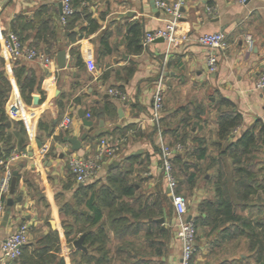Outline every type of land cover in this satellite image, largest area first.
Masks as SVG:
<instances>
[{
    "label": "crops",
    "instance_id": "1",
    "mask_svg": "<svg viewBox=\"0 0 264 264\" xmlns=\"http://www.w3.org/2000/svg\"><path fill=\"white\" fill-rule=\"evenodd\" d=\"M73 3L76 14L68 25L60 21L62 0H10L0 11V57L4 61V76L10 84L16 82L15 61L8 59L4 42L13 28L23 38L24 45L34 46L38 51L45 50L46 39L53 59L48 67L37 60H16L41 80L46 98L40 103V95L35 93L33 103L26 104L27 120H15L23 122L28 145L11 164L17 184L14 194L9 192L7 197L14 205L8 207L6 203L0 213V264H6L2 243L22 223H29L31 232L20 264L37 259L51 232L57 233L56 247L60 248L52 264L59 257L65 264L80 261V251H87L74 247L79 237L68 241L60 210L74 201L77 188L82 186L72 176L71 160L93 157L103 138L123 142L117 156L104 159L102 168L89 183L103 182L109 171L132 166L133 177L144 179L138 187L140 191L163 197L166 215L163 223L172 231L167 252L153 257L151 264H180L179 219L162 170L161 139L164 144L173 145L174 137L168 130L178 124L181 114L177 111L181 107L192 102L207 106L218 96L233 102L242 114L243 123L237 136L256 120L264 123V90L255 86L264 70V0H250L245 5L236 0H189L176 25L174 43L155 41L143 45L139 53L127 49V32L131 26L138 25L143 44L147 32L166 26L167 16L156 6V0H73ZM207 7L213 11L209 13ZM46 21L53 34L48 31L44 39L36 38L39 26ZM94 25L97 28L92 31ZM216 32L226 35L228 45L217 51L216 70L211 72L207 65L210 49L199 43V37ZM247 35L254 41L252 52L247 49ZM102 38L111 48V52L104 55L101 54ZM60 51L65 52L66 67H61L57 59ZM79 59L81 64L77 65ZM159 83L164 88L166 103L161 117L167 130L165 134L150 121L153 95ZM111 90L122 93L124 98L111 94ZM7 102L5 111L11 119ZM80 110L93 122L91 131L84 125ZM208 110L207 122L201 123L202 128L194 136L204 137L209 143V129L213 130V138L217 135V112L213 108ZM97 112L102 113L101 117H87ZM66 116L71 117L72 123L62 129L60 124ZM15 130L12 126L9 133ZM86 133L81 149L72 151L66 138H80ZM45 144L49 149L43 154L41 148ZM211 154L215 156L216 152ZM208 163L202 162L204 174L185 196V220L188 217L206 219L207 209L215 201L216 168H208ZM19 197L22 201L17 200ZM237 212L248 214V210L240 208ZM221 230L200 224L191 264H246V240H229ZM50 253L52 250L48 251Z\"/></svg>",
    "mask_w": 264,
    "mask_h": 264
},
{
    "label": "trees",
    "instance_id": "2",
    "mask_svg": "<svg viewBox=\"0 0 264 264\" xmlns=\"http://www.w3.org/2000/svg\"><path fill=\"white\" fill-rule=\"evenodd\" d=\"M72 5L75 8L73 0ZM75 14L67 19L66 25ZM96 28L94 25L91 30ZM12 31L24 45L16 29ZM48 31L51 34L54 32L46 21L39 26L36 38L44 39ZM126 39L129 51H142V31L138 25L128 29ZM44 40L46 48L43 52L51 55V45ZM101 48L103 55L111 52L105 38L101 39ZM17 62L14 75L22 100L31 105L34 94L38 93L39 102L43 103L46 94L41 89V80L31 69ZM3 64L0 57V155L8 158L15 150H26L28 137L23 122L11 120L6 114L5 104L11 84L4 76ZM80 64L79 59L77 65ZM59 106H63L62 102ZM209 108L217 112V138L212 144L217 151L215 156L209 151L211 144L204 137L194 136L202 128L201 123L207 122ZM106 110L108 112V106ZM177 113L181 114L178 124L168 130L174 137L173 145L180 142L184 147L171 159L177 180L176 193L185 197L196 186L204 174L202 162L209 161L208 168H216L215 201L207 209L206 219L193 220L196 231L200 224L209 225L212 230L222 229L224 237L229 240L244 238L245 263L264 264V123L256 120L237 136L236 132L243 123L242 114L233 102L222 96L207 106L198 102L189 103ZM89 115L101 117L102 113ZM163 122L161 118L155 128L165 134L167 130ZM12 126L16 130L9 133ZM133 173L132 166L111 170L105 181L78 187L74 201L61 208L68 241L85 234L83 245L87 252L80 251V261H73V264H151L153 257L164 256L167 252L172 231L165 223L158 222V219L166 218L163 197L141 192L138 187L144 179L133 177ZM72 176L74 178L73 173ZM203 206L206 208V203ZM239 208L248 210V214H239ZM58 242L57 233L51 232L43 243L42 251L36 255L37 259L29 264H52L51 260L55 261L60 251L56 247ZM49 250L52 253L48 254ZM55 264L65 263L59 257Z\"/></svg>",
    "mask_w": 264,
    "mask_h": 264
},
{
    "label": "built area",
    "instance_id": "3",
    "mask_svg": "<svg viewBox=\"0 0 264 264\" xmlns=\"http://www.w3.org/2000/svg\"><path fill=\"white\" fill-rule=\"evenodd\" d=\"M189 0H156V6L164 12L167 16V23L164 28L149 31L144 36L143 45L155 42L158 39H163L172 44L175 41L176 25L181 18L182 8ZM240 4H247L250 0H236ZM207 11L211 13L213 9L207 7ZM75 12L72 5V0H62V14L60 21L63 25L67 23V19ZM199 43L210 49V55L207 61L208 68L211 72L216 70L218 56L217 51L223 50L227 47V38L223 32H216L212 34H204L199 37ZM247 49L249 52L253 51L254 41L250 35L246 37ZM4 49L6 55L11 62L19 59H26L29 61L37 60L45 67L51 65L53 59L50 55L38 51L27 45H23L19 37L13 33H7L4 42ZM259 90H264V70L260 73L255 84ZM111 94L123 97L122 93L118 91H110ZM8 114L13 120L26 121L28 118V108L21 98L18 86L15 81H11V97L7 102ZM164 112V88L159 83L153 95V112L150 121L154 126L159 125L160 119ZM90 118V115H87ZM72 123V119L66 116L62 119L60 127L67 129ZM121 142H112L107 138H103L97 144V149L93 157L83 158L75 157L70 162L71 171L74 175L75 181L78 184H88L92 178L102 168L103 161L106 158H115L120 151ZM49 149L45 144L41 148V153H46ZM183 145L178 142L174 145L164 144L161 139L162 151V170L165 180L168 185L169 193L171 195L173 205L178 216L179 222L177 227V238L181 242L182 252L180 264H191L194 254L196 252V236L197 231L193 220H185L184 215L187 213V205L185 197L176 193L177 180L173 172L171 159L176 153L182 152ZM21 153L13 151L8 158H3L0 155V213L4 210L7 197L10 192L11 181L13 178V171L11 164L19 159ZM31 226L29 223H22L16 231L10 234L2 243V254L6 264H18L22 251L29 243Z\"/></svg>",
    "mask_w": 264,
    "mask_h": 264
},
{
    "label": "water",
    "instance_id": "4",
    "mask_svg": "<svg viewBox=\"0 0 264 264\" xmlns=\"http://www.w3.org/2000/svg\"><path fill=\"white\" fill-rule=\"evenodd\" d=\"M10 0H1L0 1V11L7 5V3ZM60 7V13L62 14V5H59ZM157 41H164L163 39H158ZM57 59L61 65V67H66L65 65V52L60 51L58 53ZM122 111H119V114L121 116ZM80 117L83 119L84 125L89 127L90 131L93 128V122L89 119L86 118V113L83 110L79 111ZM104 122H100V126L103 127ZM87 138V133L82 135L80 138L77 137H67L66 141L71 144V150L72 151H78L82 147V141H84ZM92 140H95V137H92ZM17 180H16V173H14V177L12 178L11 181V187H10V194H14L15 188H16ZM18 201H22V197L17 198ZM14 205V202L10 199L7 201V206L12 207ZM191 220V217H188L187 221ZM158 222L163 223L164 219H158ZM53 225V223H52ZM85 234L81 235L77 240L74 241V247L77 249H80L82 251H87L86 247L83 245V239H84Z\"/></svg>",
    "mask_w": 264,
    "mask_h": 264
},
{
    "label": "rangeland",
    "instance_id": "5",
    "mask_svg": "<svg viewBox=\"0 0 264 264\" xmlns=\"http://www.w3.org/2000/svg\"><path fill=\"white\" fill-rule=\"evenodd\" d=\"M206 101H207V99H206ZM207 103V102H206ZM165 107H166V103H165V101H164V110H165ZM212 117H210V119H211ZM212 124V123H211ZM208 134H209V136L211 137L210 138V142H209V144H211V149H212V153L213 152H217L216 151V148H215V146H213L212 144L216 141V135L214 134V137L215 138H213V130H212V128L211 129H209V131H208ZM237 134V133H236ZM187 194V193H186Z\"/></svg>",
    "mask_w": 264,
    "mask_h": 264
}]
</instances>
